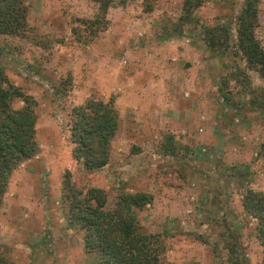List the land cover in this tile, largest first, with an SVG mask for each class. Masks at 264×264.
I'll use <instances>...</instances> for the list:
<instances>
[{"label": "rangeland", "instance_id": "374dc122", "mask_svg": "<svg viewBox=\"0 0 264 264\" xmlns=\"http://www.w3.org/2000/svg\"><path fill=\"white\" fill-rule=\"evenodd\" d=\"M183 1L24 0L25 32L0 36L4 75L37 104V153L0 198L8 264H99L75 207L111 211L138 194L149 202L129 216L156 239L159 264H262L242 204L248 190L264 192V80L233 54L244 0H205L190 23ZM257 8L264 49V0ZM220 25L226 56L202 39ZM91 100L111 101L118 123L107 164L89 172L71 128Z\"/></svg>", "mask_w": 264, "mask_h": 264}, {"label": "trees", "instance_id": "16d2710c", "mask_svg": "<svg viewBox=\"0 0 264 264\" xmlns=\"http://www.w3.org/2000/svg\"><path fill=\"white\" fill-rule=\"evenodd\" d=\"M204 2L184 0L181 20L192 22L193 12ZM257 3L258 0H244L237 17L233 54L240 55L246 65L264 80V49L255 34L259 27ZM108 6H101L103 13ZM26 13L24 0H0V36L22 35ZM202 39L209 52L224 56L230 53V30L226 25L204 26ZM14 99L24 106L16 110L11 108L10 101ZM36 106L31 96L9 83L0 67V198L17 165L37 153L34 139ZM72 114L73 157L86 171L103 168L107 164L110 140L118 123L112 102L91 100L75 108ZM148 202L147 195L138 194L122 196L121 202L111 211L103 210L101 204L92 207L88 199L82 209L75 207L77 211L73 218L88 232L86 247L99 255V264H159L158 248L154 246L156 239L142 234L129 216L132 207L142 208ZM242 204L245 212L256 220L255 235L264 252V192L248 190ZM0 264H8L1 253Z\"/></svg>", "mask_w": 264, "mask_h": 264}, {"label": "crops", "instance_id": "0c3cea01", "mask_svg": "<svg viewBox=\"0 0 264 264\" xmlns=\"http://www.w3.org/2000/svg\"><path fill=\"white\" fill-rule=\"evenodd\" d=\"M23 171H25V172H28L29 170H23ZM23 175H25L26 177H28L27 175H26V173H24V172H21Z\"/></svg>", "mask_w": 264, "mask_h": 264}]
</instances>
